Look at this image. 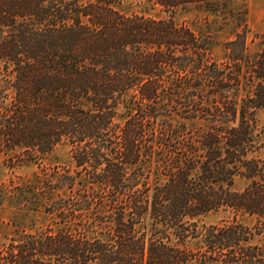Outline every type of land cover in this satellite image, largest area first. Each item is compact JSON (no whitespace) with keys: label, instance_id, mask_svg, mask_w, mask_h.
<instances>
[{"label":"trees","instance_id":"1","mask_svg":"<svg viewBox=\"0 0 264 264\" xmlns=\"http://www.w3.org/2000/svg\"><path fill=\"white\" fill-rule=\"evenodd\" d=\"M123 1L0 0L1 147L36 162L63 143L74 163L44 177L51 223L0 240V264H264V45L248 58L244 25L216 62ZM215 209L231 219L200 225Z\"/></svg>","mask_w":264,"mask_h":264},{"label":"rangeland","instance_id":"2","mask_svg":"<svg viewBox=\"0 0 264 264\" xmlns=\"http://www.w3.org/2000/svg\"><path fill=\"white\" fill-rule=\"evenodd\" d=\"M118 8L126 14H141L154 18H171L176 24L190 28L197 37L205 39L209 45L211 57L216 62L227 59L225 43L246 28V56L254 58L264 45V0H218L216 9L203 5H187L170 11L153 0H124ZM7 100L0 103V109ZM120 109L118 120L124 117ZM258 149L252 154L264 158V108L257 112ZM17 150L1 147L0 143V240L15 231L41 230L51 223L52 216L45 211L51 198L41 192L46 173L58 166L73 168L70 147L58 144L46 156L38 161L11 158ZM16 156V155H15ZM244 185L242 178L235 179V189ZM65 195L66 191L61 190ZM55 197V196H53ZM232 213L223 209L211 210L198 219L200 225L218 224L230 220ZM247 225H252L251 217L240 218ZM192 248L194 241L188 243ZM195 264V263H192Z\"/></svg>","mask_w":264,"mask_h":264}]
</instances>
